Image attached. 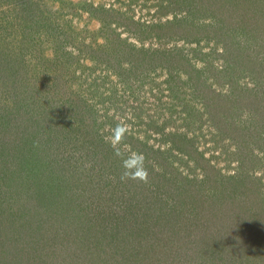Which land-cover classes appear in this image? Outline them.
Here are the masks:
<instances>
[{"label": "rangeland", "instance_id": "374dc122", "mask_svg": "<svg viewBox=\"0 0 264 264\" xmlns=\"http://www.w3.org/2000/svg\"><path fill=\"white\" fill-rule=\"evenodd\" d=\"M0 264H264V0H0Z\"/></svg>", "mask_w": 264, "mask_h": 264}, {"label": "clouds", "instance_id": "9594fccd", "mask_svg": "<svg viewBox=\"0 0 264 264\" xmlns=\"http://www.w3.org/2000/svg\"><path fill=\"white\" fill-rule=\"evenodd\" d=\"M128 132L125 123H117L111 129L110 136L108 137L109 146L112 148L116 157L121 160V181H138L147 183L148 171L145 167V156L140 152L124 153L121 151V144L124 142Z\"/></svg>", "mask_w": 264, "mask_h": 264}]
</instances>
